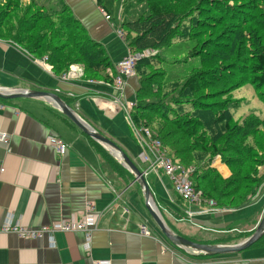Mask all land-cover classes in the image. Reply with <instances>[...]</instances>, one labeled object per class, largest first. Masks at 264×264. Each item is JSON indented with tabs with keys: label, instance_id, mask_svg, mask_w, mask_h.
Instances as JSON below:
<instances>
[{
	"label": "crops",
	"instance_id": "crops-1",
	"mask_svg": "<svg viewBox=\"0 0 264 264\" xmlns=\"http://www.w3.org/2000/svg\"><path fill=\"white\" fill-rule=\"evenodd\" d=\"M58 1L55 2L56 9L51 6L52 9L46 7L45 11L68 8L90 38L105 48L114 65L128 56L125 42L116 33V16L113 26L105 19L98 0ZM128 15L124 16L127 18ZM43 59L12 41L0 40V88L58 94L85 122L103 134L105 122L100 118L113 122L120 120L124 111L106 96L111 93L110 89L99 83L81 81L79 76L73 81L72 70L67 81L63 78L65 75L56 76L54 72L46 71L42 67ZM139 82L137 76L127 80L129 97L137 90ZM0 134L9 136L7 143L0 139V226L12 216L24 228L30 229L72 218L81 220L89 205L98 219L88 253L84 235L78 232L56 233L54 247L46 236L25 240L16 234L0 233V264H93L94 261L111 264H264L262 251L248 257L244 254L246 250L207 258L174 247L158 227L147 222L146 218L150 216L139 184L132 186V181L119 191L105 174L102 157L87 136L43 100L0 99ZM105 136L114 141L111 132ZM51 137L60 138L69 146L67 154L60 156L57 153L49 143ZM116 143L130 157L127 147L121 142ZM140 163L137 166L144 172V164L141 160ZM217 163L213 165L215 168L221 166ZM225 168L219 171L230 175ZM151 188L157 197L153 185ZM161 194L156 202L167 222L177 233L197 242L253 232L264 214V185L252 203L227 213L224 210L201 213L194 206L187 207L189 211H186L174 203L166 190L162 189ZM250 206L255 207L253 212L257 211L253 217L241 214L244 211L238 212ZM142 226L148 228V235H143Z\"/></svg>",
	"mask_w": 264,
	"mask_h": 264
},
{
	"label": "trees",
	"instance_id": "trees-1",
	"mask_svg": "<svg viewBox=\"0 0 264 264\" xmlns=\"http://www.w3.org/2000/svg\"><path fill=\"white\" fill-rule=\"evenodd\" d=\"M3 1L8 7L1 14L4 19L0 22V40L12 41L37 58H48L56 76L62 77L68 73L73 64H83L84 81L113 84L118 74L105 48L90 38L84 26L71 15L68 8L46 16L41 12L34 13L33 7L23 6L21 0H0V3ZM117 1L98 0V4L108 16H115ZM142 5L148 9L147 15L137 20L124 16L132 8ZM121 14L124 18L121 19V28L127 35L125 42L130 53L137 55L145 51L155 52L152 56L139 59L135 65L140 80L137 106L132 112L135 125L140 130H149L152 138L162 143L173 162L184 169H195L192 180L196 192L201 196L202 207L209 203L213 204L215 210H238L248 206L257 198L264 185V118L248 117L235 121L229 109L230 104L226 102L231 97L229 91L233 85L240 88L250 84L264 88V45L261 44L264 43V0H124ZM54 17L61 20L55 21ZM239 17L251 23L250 29L253 32L248 34V40L240 34L234 44L237 46L232 48L229 56L218 58L214 53L199 49L208 44L210 49L215 48L217 51L216 47L225 41L224 35H232L242 24L233 29L225 26L220 34H216L214 32L220 25L215 22L228 24L233 18L240 22ZM9 21H18L23 29L19 33L26 34V37L17 36L12 25H5ZM41 30L46 35L35 38ZM45 40H48L46 44ZM201 40L202 45L199 46ZM175 42L193 44L188 56L190 59L199 58L201 63L185 79L169 81L167 71L164 66H160L165 63L161 53L171 49ZM260 48L262 52H259ZM244 61L251 63L247 68V77H238L228 82L235 74L234 71L241 72L240 66L247 63ZM235 81L236 84H233ZM210 95L222 98L217 106L211 108L215 112V118L211 121L205 116L208 111L203 114L201 112L202 104L209 101L200 100ZM180 107L186 112L180 113ZM187 113L196 117H189ZM213 128L218 129V136L211 134ZM143 135L147 136L145 132ZM89 140L102 157L125 172L102 146ZM217 158L230 170L229 179L223 178L213 166ZM146 179L149 183L148 177ZM173 195L174 203L181 208L193 206L175 190ZM154 198L156 201L158 196L154 195ZM158 208L164 217L160 204ZM164 219L173 232L182 236ZM253 232L195 242L236 245L251 237ZM251 248H264V237Z\"/></svg>",
	"mask_w": 264,
	"mask_h": 264
},
{
	"label": "rangeland",
	"instance_id": "rangeland-1",
	"mask_svg": "<svg viewBox=\"0 0 264 264\" xmlns=\"http://www.w3.org/2000/svg\"><path fill=\"white\" fill-rule=\"evenodd\" d=\"M55 2H56V0H30V1H28V0H25V1L21 0V4L23 6L25 5V6H28V7H33L34 13L35 12H37V13L38 12H41L42 15H46V16H50V15H53L54 13H56V12L57 13L60 12L59 10L58 11H55V12L52 11V10L45 11V8L46 7H50L51 8V6H53L52 7L53 9H56L57 8L56 7L57 4H55ZM61 2H63V1H61ZM123 3H124V0H118L117 3H116L117 14L115 16H116L117 23H116V21L114 19V15L113 16H110V20H108L106 17H105V19L108 22H111L113 26L116 23L115 24V28L117 29V32H116L117 33V36L125 42V38H126L127 35L125 34L124 30L121 28V25H122L121 24L122 23V20L121 19L123 18V15L121 14V9H122ZM7 7H8V5H7V3L5 1H3L2 3H0V22H3L4 16H2L1 14H3V12L6 11V8ZM255 9H256V11L258 10L256 6H255ZM260 9L261 8H259V10ZM101 10H102V12H103L104 15H107L103 8H101ZM147 13H148L147 7L145 5H142V6L138 7V8H132L130 10V14L128 15L127 19L137 20L141 16L147 15ZM202 15H203V13H202ZM56 16H58V15H56ZM58 17H62V15H60ZM18 18H20V20L22 19V17L20 15H19ZM240 19L241 20L239 22V21H237V18H233L231 20V22H228V24H227V22H226V24H223V23H220V22H218V23L215 22V24L220 25V27L216 30V32H214L216 34H220L221 30L225 26H227L229 29H233V28H235V27H237V26H239L241 24L242 25H241V28L237 27L236 31H234V33L232 35H230V34H225L224 35L225 41H222L223 43H221L220 45H218L216 47L217 48V51H216L215 48L210 49L207 46L208 44L207 45H202L201 44L202 40L200 41V44H199V46H201V45L202 46L199 47V49L200 50H206L205 52L208 51V53H210V54H213L214 53V56H217L218 58L222 57V55H228L229 56V54L232 53V48L235 47V46H237V44L236 45H234V44L236 43L235 41L238 40V36L241 34L242 37H244V38L246 37V40H248V38H247L248 34H250L251 32H253V30L250 29L251 23H248L245 18L244 19L243 18H240ZM54 20L55 21H57V20L60 21L61 19H56L55 18ZM113 21H115V23ZM243 21H245V25L244 26H243V24H244ZM7 24H10V25L13 26V31L14 32L15 31L17 32V34H16L17 36L19 35L20 37H23V38L26 37V34L23 35V34H20L19 33V31L20 30L23 31V29H22V27L20 28V23L18 21H9V22H6L5 25H7ZM39 27H40V24L37 25V28H39ZM39 35L45 36L46 34H44L43 30H41V31L37 32V34L35 35V38H38ZM226 35H227V37H226ZM28 37L31 38L30 36H28ZM47 42H48V40H45V44ZM125 44H126V42H125ZM261 44L264 45V43H262V42H261ZM126 46H127V44H126ZM192 46H193V44L187 45V44L182 43V42H180V43L179 42H175L173 44V46L171 47V49H166V50H164L161 53V57L163 58V60L165 61V63L160 64V66L161 65L164 66L165 70L167 71L166 73H167V78H168L169 81H177V80H180V79L181 80L182 79H185L194 70H196V69H198L200 67V63L201 62H200V59L199 58L190 59L189 56H188L189 55V48H191ZM50 49H52V47ZM127 49H128V47H127ZM254 49H255V47L252 50H254ZM259 50H258L259 52H262V49L261 48ZM258 51H257V53H258ZM128 54H131L129 50H128ZM153 54H155V52H153V51H145V52L141 53L140 55H144L145 57H147V56H152ZM45 58L46 57H44V59ZM125 58H126V56L122 59V61ZM47 62H49V61H47ZM244 62H247V63H245L244 66L243 65L240 66V71L241 72L238 73L237 71H234L235 74L232 75L231 78H229L228 82H230L232 80H236V78H238V77L240 79H241V77L242 78L247 77L246 76V74L248 73V69L247 68H249L251 66V63H249L248 61H244ZM117 65H115V68H116L117 74H119L118 73V70H117ZM47 66L51 67V69H49ZM47 66L44 63L42 65V67L46 71L53 72V67L50 66V65H48V64H47ZM83 67H84L83 64H81V65H79V64L74 65L73 64V65L70 66L69 72L66 73V74H64V75L68 77V74H70V72L72 70L73 81H76L77 80L76 79L77 76H79L80 77V80L83 81V79H82V77L84 75V70H83L84 68ZM136 76H137V73H136L135 77ZM69 78H67V81L69 80ZM129 79L130 78L127 76L126 83H127V80H129ZM88 82L95 83V84L96 83H99V84L103 85L104 87H107L108 89H110L111 93L110 94H106V96L107 97H110L111 100L114 101V102H116L115 101L116 99L117 100L125 99L129 103H135V106H134L133 110L137 106L136 105V103H137L136 97H137V92H138V90L140 88V82H139V85H138L137 90H135L134 94L132 96H130V97L126 93V89H127V85L128 84H125L123 86V88L120 89V88L116 87L115 84H104L105 82L103 83V81H88ZM236 82L237 81H235L233 84H236ZM234 86L235 85H233L231 87L230 91H229V93H231L230 94L231 97L228 99V101L226 103L229 102L228 103V104H230V108L229 109H230L231 113L233 114L232 116H233V118H235V121L242 120L243 118L245 120L248 117H253L254 119L264 118V96H261V95H264V88L254 87L253 85H250V84H246L244 86H241L240 88L234 87ZM219 89H221L220 86H219ZM208 91L211 92L210 90H208ZM200 100H208L209 101V102H206V103H203L202 104V108H201L202 111L201 112L203 114V112L208 111V112H206L207 114L205 113V116L210 121L211 120H214V118H215V112L211 108H213V106L214 107L217 106L218 105L217 102H221L222 101V98L221 97H217V95H210V96L204 97V98H202ZM120 109L122 111H124V113H122L119 116L120 120L117 121V122L108 121L104 117L100 118L102 121L105 122V124H104L105 125V128H104L105 129V132H104V134L103 133L102 134L105 136V134L106 135H109V132H111V134L113 136L112 139L115 141V143L116 142H121L124 147H127V150L129 152V155H130L131 159L136 163V165H138V164L140 165L141 164L140 163V157H141V154H142V150L140 148V145L137 142V138L138 137H135V135H134V133H137L138 132L137 131L138 129L135 128V127L129 126V123H128L127 118H126V117H128V118L130 117V120L133 121V119H132V112L133 111L126 115L125 114L126 111L123 108V106H120ZM179 112L182 113V112H186V111H184V108L181 109V107H180L179 108ZM187 115L189 117H192V118H194V116L196 117V115L191 116V114H189V113H187ZM214 128L210 132H211V134H213V136H218L219 135V131H218L217 128H216L217 130L214 129ZM107 138L110 139L109 137H107ZM62 142H64V141H62ZM105 151H107V150H105ZM107 153L115 161V163H118L119 165H121L116 160V158L113 157V155H111L108 151H107ZM156 153H158V152L155 151V150L151 151V155L153 156V158H155ZM102 160H103V170H104L105 174L108 176V179L115 184V186L117 187V189L119 191L123 190L132 181H133L132 186L134 184H137V182H135L134 177H132V175L124 167H121V168L125 172H123L120 168H117L116 166H114V164H112L110 161H108L106 157L103 156L102 157ZM217 162H219V163H217ZM216 163L221 165V166L217 167L218 168V171L219 170L220 171L223 170L225 167L228 168L224 163H222V161L220 160V158H217L214 161L213 165H215ZM144 167L146 169L145 172L147 171V175H148V176L147 175L146 176L148 177V179L150 180V182L152 183V185L154 187L155 194H157L158 196L162 195L161 193H162V189H163V190H166V192H167V194L169 196H171L172 200L175 199V197L173 195V193H174V190H173L174 189V186H173V184L171 182L172 180L169 177L165 176L164 174H162V176L161 175L160 176L155 175L154 174V171L150 167V164H145ZM226 168H225V170H226ZM229 172H230V170H229ZM129 174H130V176H128ZM220 174L223 176V178H228L229 179V177L231 175V172H230V175L227 172H225V171L220 172ZM151 183H149V184H151ZM152 185H150V186H152ZM151 190H152V188H151ZM199 199H201V196H199ZM199 199L197 198V202L198 203L196 202V205H193V206L194 207H197L199 210H201L202 211L201 213L211 214V213H214L216 211L218 212V211H222V210H224L225 213H227L230 210L228 208L216 209V210H215V208L209 209V208H206V207H208V205H206V207L203 206L204 207L203 208L202 207L203 202L202 201L199 202ZM244 209L239 210L238 212L244 211L241 214H243V215L250 214V217H253L255 215V213L257 212V211L253 212L254 209H255L254 206H252V207L250 206V207H247V208H244ZM185 210L186 211H189L186 208H185ZM213 210H215V211H213ZM125 211L127 213H129V210L128 209H126ZM226 215L229 216V214H226ZM235 216L229 217L228 219L230 220V219L234 218ZM188 217H190V216H188ZM146 220L151 225L156 226V224L154 223V221L152 220L151 217L150 218L149 217L146 218ZM97 227H98V219L96 221V225L93 228V230L94 231L97 230ZM143 227L146 229L145 230L146 232L143 233V229L141 228L143 235H148V231H147L148 228H146L145 226H143ZM228 230H230V229H228ZM223 232H225V231H223ZM222 234H223L222 235L223 237H227L226 236L227 234H225V233H222ZM261 251L264 253V248H262L260 250H254V249L247 250L244 254H245V257H248L250 254H254L255 255L256 253L261 252ZM251 257H254V256H251Z\"/></svg>",
	"mask_w": 264,
	"mask_h": 264
},
{
	"label": "built area",
	"instance_id": "built-area-1",
	"mask_svg": "<svg viewBox=\"0 0 264 264\" xmlns=\"http://www.w3.org/2000/svg\"><path fill=\"white\" fill-rule=\"evenodd\" d=\"M105 17L108 20H110V16L105 15ZM143 57L145 56L140 54L137 55L128 54V56L117 65V70L119 74L118 77L114 79L113 84H115L116 87L122 89L123 86L127 84L126 83L127 76L129 78L135 77L136 62ZM47 61L48 58H45L42 60V63H44L46 66L47 64L50 65ZM47 67L51 69V67L49 66ZM63 78L66 79L67 76H64ZM115 101L120 106H123V108L126 111L125 113L126 115L132 112L135 106V103H129L125 99H121V100L116 99ZM126 118L129 123V126L137 128L134 121L130 120V117L129 118L126 117ZM137 131L138 132L134 133V135L135 137H138L137 142L142 150V154L140 157L141 162L144 165L150 164V167L154 171L155 175L162 176V174H164L165 176L169 177L172 180L171 182L174 186V190L183 198L188 200L191 203V205H196L197 198L199 199L200 194L196 192L192 180L193 174L195 173V169L194 168L184 169L175 162H173L168 157L166 150L162 146V143L159 140L153 139L149 130L138 129ZM144 132L147 135L146 137H144L143 135ZM0 139L5 141V143H7L9 140V136L0 134ZM49 143L51 146H53V148L57 151V153L60 156H64L65 154H67L69 150V146L64 142H62L60 138L51 137L49 138ZM153 150L158 152L156 153L155 158H153V156L151 155V151ZM144 174L146 176L147 171L146 172L144 171ZM199 202H201V199H199ZM208 205L210 206L209 209L214 208L212 203H209ZM96 221H97V217L95 215V210L92 207V205H89L86 213L83 215L81 220L72 218L70 219V221L67 222L54 223L51 225L40 226L38 228H32V229L24 228L20 224V222L18 220H15V218H13L12 216L2 226H0V233L16 234L25 240H36L38 238H42L46 236L49 238L51 242V246L54 247L55 246L54 236L56 233L78 232L84 235L85 238L84 247L88 253L91 250L92 233L94 231L93 228L96 225ZM142 229H143V233L146 232L145 231L146 229L143 226ZM93 264H111V262L94 261Z\"/></svg>",
	"mask_w": 264,
	"mask_h": 264
},
{
	"label": "water",
	"instance_id": "water-1",
	"mask_svg": "<svg viewBox=\"0 0 264 264\" xmlns=\"http://www.w3.org/2000/svg\"><path fill=\"white\" fill-rule=\"evenodd\" d=\"M0 99H39L51 104L84 135L103 146L124 167L139 184L144 196L145 208L156 226L174 246L187 253L191 252L207 258L234 255L250 249L264 237V214L252 236L236 245H210L201 244L179 236L173 232L165 222L156 204L154 194L146 179L144 172L136 163L113 141L85 122L58 94L30 89H4L0 88Z\"/></svg>",
	"mask_w": 264,
	"mask_h": 264
},
{
	"label": "bare ground",
	"instance_id": "bare-ground-1",
	"mask_svg": "<svg viewBox=\"0 0 264 264\" xmlns=\"http://www.w3.org/2000/svg\"><path fill=\"white\" fill-rule=\"evenodd\" d=\"M256 228H257V227H256ZM256 228H255V230H256ZM255 230H254V231H255Z\"/></svg>",
	"mask_w": 264,
	"mask_h": 264
}]
</instances>
